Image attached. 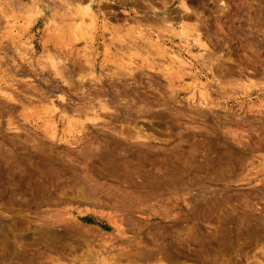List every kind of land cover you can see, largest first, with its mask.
<instances>
[{"label":"rangeland","instance_id":"rangeland-1","mask_svg":"<svg viewBox=\"0 0 264 264\" xmlns=\"http://www.w3.org/2000/svg\"><path fill=\"white\" fill-rule=\"evenodd\" d=\"M261 262L264 0H0V264Z\"/></svg>","mask_w":264,"mask_h":264},{"label":"bare ground","instance_id":"bare-ground-1","mask_svg":"<svg viewBox=\"0 0 264 264\" xmlns=\"http://www.w3.org/2000/svg\"><path fill=\"white\" fill-rule=\"evenodd\" d=\"M184 5V4H183ZM187 8V7H186ZM86 14H88V9H85V11H84ZM84 24V23H83ZM180 34V33H179ZM185 37H186V35H185ZM199 39V38H198ZM154 54H155V52H153ZM173 58L175 59V61H177L180 65H187V63H185V61H183L182 59H180L178 56H173ZM150 62V61H149ZM163 62V61H162ZM185 67V66H184ZM160 69V68H159ZM246 89V88H245ZM247 90V89H246ZM54 113V112H53ZM69 117V116H68ZM151 258H152V256H151ZM259 264H262V262L261 263H259Z\"/></svg>","mask_w":264,"mask_h":264}]
</instances>
